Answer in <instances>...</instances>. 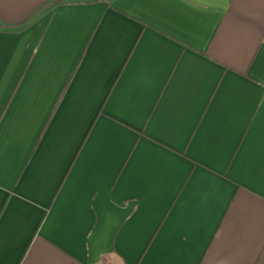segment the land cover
<instances>
[{
    "label": "crops",
    "instance_id": "1",
    "mask_svg": "<svg viewBox=\"0 0 264 264\" xmlns=\"http://www.w3.org/2000/svg\"><path fill=\"white\" fill-rule=\"evenodd\" d=\"M0 264H264V0H0Z\"/></svg>",
    "mask_w": 264,
    "mask_h": 264
}]
</instances>
